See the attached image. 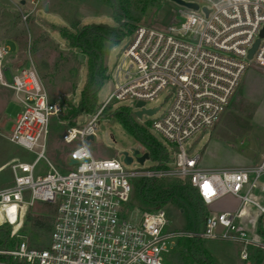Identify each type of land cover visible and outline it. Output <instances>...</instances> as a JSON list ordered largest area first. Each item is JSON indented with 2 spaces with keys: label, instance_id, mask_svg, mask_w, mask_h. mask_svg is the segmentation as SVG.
I'll use <instances>...</instances> for the list:
<instances>
[{
  "label": "built area",
  "instance_id": "1",
  "mask_svg": "<svg viewBox=\"0 0 264 264\" xmlns=\"http://www.w3.org/2000/svg\"><path fill=\"white\" fill-rule=\"evenodd\" d=\"M182 1L199 8L176 4L177 23L162 30L140 26L123 42L109 74L112 94L85 115L86 123L79 124L80 116L62 134L74 147L65 172L48 159L52 124L65 106L51 99L33 62L12 61L11 46L0 41V86L20 107L6 138L35 156L11 165L14 181L0 189V213L8 226L19 228L27 207L41 202L56 208L45 248L11 232L21 240L0 251L13 259L8 264H165L183 238L236 244L244 261L253 251L264 252V201L255 196L264 198V159L254 167L205 169L189 144L219 123L246 71L264 67V0ZM165 91L170 104L151 126L171 152L165 167L128 170L125 162L90 152L87 141L97 137L108 107L129 101L134 112L144 102V109L160 111L148 105ZM42 160L46 174L37 171ZM163 177L187 181L208 207L226 196L239 205L210 213L199 230H170L165 209L140 212L130 206L134 181ZM250 208L257 211L254 224L246 221Z\"/></svg>",
  "mask_w": 264,
  "mask_h": 264
},
{
  "label": "rangeland",
  "instance_id": "2",
  "mask_svg": "<svg viewBox=\"0 0 264 264\" xmlns=\"http://www.w3.org/2000/svg\"><path fill=\"white\" fill-rule=\"evenodd\" d=\"M24 15H29L24 20ZM177 6L170 0H160L149 7L142 20L135 25L154 29H166L177 23ZM105 24L116 26L113 10L107 0H0V41L7 42L20 65L33 62L53 101L65 106L60 120L52 124V132L48 146V159L62 172L69 171L68 159L74 147L62 141L64 131L72 126L73 119L70 105L77 106L86 84L87 59L84 54L68 47L67 43L56 31L57 28L73 29L77 26ZM134 30V32H135ZM133 32V33H134ZM133 35V34H132ZM131 35V36H132ZM124 43L114 47L106 65L111 69L116 63ZM113 88L107 82L99 94V104H102L112 94ZM170 97L168 91L162 93L157 101L149 103V108H161L158 113L138 120L141 126L150 124V132L159 140L161 138L151 130V126L168 108ZM120 107H131L129 101L110 106L105 111V118L97 131L94 140L87 141L90 152L99 159L116 158L124 163V152L133 156V149L141 146L130 132L114 117V112ZM20 107L15 103L10 90L0 86V189L13 184L14 178L11 165L17 162H32L34 154L14 145L6 137L10 134ZM71 116V117H70ZM87 117L82 115L78 122L86 123ZM163 143V142H162ZM191 153L201 156V165L205 169H231L259 166L264 159V67L251 66L244 74L241 84L232 98L219 123L211 130L198 134L190 141ZM171 153V152H170ZM172 159V158H171ZM157 164L147 160L141 165L134 160L126 165L128 170L148 171L155 169ZM37 171L46 174L48 166L45 161L39 162ZM158 191L187 181L163 177L156 178ZM144 179L134 181V192L130 206L132 209L143 210L140 207L139 190ZM239 201L233 196H226L210 207L206 206L208 215L222 211H234ZM164 209L168 213L169 228L174 231H191L199 225L195 214L182 211L178 203L170 202ZM56 213L54 206L36 203L22 212L21 225L12 228L5 222L0 213V227L6 228L28 239L31 247L45 248L53 219ZM34 219V224L29 221ZM193 218V220H191ZM193 221V223H191ZM12 238V237H11ZM14 248L21 240L13 237ZM180 241V240H179ZM166 258L165 264H198L190 254L185 252L182 242ZM203 251L214 264H252L241 260V247L222 241H201Z\"/></svg>",
  "mask_w": 264,
  "mask_h": 264
},
{
  "label": "trees",
  "instance_id": "3",
  "mask_svg": "<svg viewBox=\"0 0 264 264\" xmlns=\"http://www.w3.org/2000/svg\"><path fill=\"white\" fill-rule=\"evenodd\" d=\"M107 1L113 10L116 26L104 28L89 24L82 27L77 26L71 30L68 28L56 29L69 48L81 52L87 59L86 84L80 102L77 106H69L72 111L70 115L73 119L92 114L97 110L99 94L109 81V69L106 65V59L111 50L122 44L133 34L136 28L135 25L142 20L143 13L160 0ZM110 109L109 107L107 111ZM114 117L144 147L145 152L149 153L151 160L158 166L165 167L171 161L172 156L168 148L150 132V124L141 126L138 123L132 108L120 107L114 112ZM72 125H74V121ZM138 197L140 207L143 210L164 209L168 203L176 202L181 210L187 214L192 211L200 224L205 222L208 216L206 205L198 192L188 182L170 187L163 193L156 188L154 179H147L141 184ZM29 221L34 224L33 218H29ZM192 229L199 230L200 226H194ZM201 241L199 239L183 238L180 239L179 243L182 242L185 252L190 254L195 263L214 264L213 260L206 256L203 251ZM13 248L14 240L11 238V230L0 227V251H9ZM11 262H13L11 257L0 255V264Z\"/></svg>",
  "mask_w": 264,
  "mask_h": 264
},
{
  "label": "water",
  "instance_id": "4",
  "mask_svg": "<svg viewBox=\"0 0 264 264\" xmlns=\"http://www.w3.org/2000/svg\"><path fill=\"white\" fill-rule=\"evenodd\" d=\"M170 1L177 4V5L186 6L188 8L194 9V10H198V8H199L195 4H188L182 0H170ZM93 26H99V27H104V28L109 27V25H105V24H100V25L93 24ZM262 35H263V32H262L261 36ZM258 44H259V42H257L254 45L253 49L250 51L249 59H252L253 54H254L255 50L257 49ZM144 106H145L144 102H138L135 106L134 116L138 120H142L145 115L151 117V116L155 115L158 111V110H154V111L146 110V109H144ZM89 140H93V137H89ZM123 155H124V162L127 165L132 164L134 162V159H136V161L138 163H140L141 165H144V163L147 160H150L149 153L145 152V153L141 154V151L139 149H133V156H130L128 152H124ZM75 163L76 162H72L71 165H74Z\"/></svg>",
  "mask_w": 264,
  "mask_h": 264
},
{
  "label": "crops",
  "instance_id": "5",
  "mask_svg": "<svg viewBox=\"0 0 264 264\" xmlns=\"http://www.w3.org/2000/svg\"><path fill=\"white\" fill-rule=\"evenodd\" d=\"M255 196L258 200L260 199L264 201V198H262V196L259 193H256ZM248 216H249V219H247L246 221L249 223L251 221L254 224V222L256 221V217H257V211L253 208H250L248 210ZM250 261L252 262V264H264V252L253 251L250 256Z\"/></svg>",
  "mask_w": 264,
  "mask_h": 264
}]
</instances>
